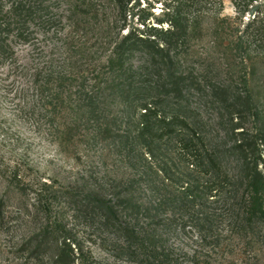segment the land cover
<instances>
[{
	"label": "trees",
	"instance_id": "16d2710c",
	"mask_svg": "<svg viewBox=\"0 0 264 264\" xmlns=\"http://www.w3.org/2000/svg\"><path fill=\"white\" fill-rule=\"evenodd\" d=\"M130 1L6 0L0 18L1 56L12 53L14 38L26 42L33 33L58 32L55 26L61 19L82 16L79 22L97 34L88 47L85 39L74 48L67 47L71 55L79 53L78 65L70 67V57L44 58L32 67L34 82L62 108L64 96H73L70 114L74 119L86 117L96 134L115 132L124 123L112 116L117 109L126 111L127 122L135 126L127 135L114 133L109 143L116 151L135 153L136 162L128 160L129 171L113 178L114 183L101 178L105 193L42 179L28 162L0 166V225L10 215L4 209L8 203L13 212L34 220L36 227L15 251L31 264H101L69 238L62 221L64 207L111 236L108 248L129 264H210L202 250H219L226 232L250 246L264 243V150L260 147L264 146V125L247 133L243 127L236 131L239 123H234L227 133L230 141L209 146L198 123L190 122L182 109L192 92L208 91L223 104L229 120L245 113L258 115L260 110L248 79L238 87L217 80L216 73L208 76L207 71L200 72L206 79L200 83L195 68L180 64L196 32L204 29L202 16L219 15L222 0H163L158 16L139 3L129 5ZM109 3L112 16H107ZM60 4L65 5L59 8ZM235 9L239 17L249 15L237 23L228 41L233 58H238L234 69L239 74L245 71L251 47L264 53V17L252 0H235ZM128 15L136 16L135 23L141 27L127 21ZM151 18L157 25L150 23ZM89 55L91 62L83 61ZM161 150L173 156L151 170L150 162ZM225 156L235 157V173L225 169ZM158 172L164 192L155 185ZM145 191L151 193L146 199L139 195ZM174 216L183 220L176 231L189 227L196 232L193 251L180 247L181 253H175L160 230L169 228ZM223 223L224 232L219 230Z\"/></svg>",
	"mask_w": 264,
	"mask_h": 264
},
{
	"label": "rangeland",
	"instance_id": "374dc122",
	"mask_svg": "<svg viewBox=\"0 0 264 264\" xmlns=\"http://www.w3.org/2000/svg\"><path fill=\"white\" fill-rule=\"evenodd\" d=\"M163 2V0H131L129 5L139 3V7L149 8L153 15L158 16ZM5 4L6 0H0V18L5 11ZM252 4L256 5L257 13L264 17V0H252ZM60 5L59 8L65 4ZM108 5L107 16H112V7L110 3ZM222 5L219 15L207 12L202 16L204 29L196 32L195 39L191 40L190 48L181 57L180 64L195 68L198 73L208 71V76L217 74V80L233 82L238 87L243 79H248L253 98L259 104L260 110L258 115L245 113L244 116L238 115L233 117V120H229L223 104L208 91L207 93L192 92L189 101L182 109L184 114L188 115L190 122L198 123L209 146L222 145L223 142L230 141L227 133L230 134L229 129L234 123H239L236 131L243 127L247 133H253L264 125V53L251 47L247 51L249 56L243 64L245 71L238 74L236 67L234 69L238 58H233L228 41L233 36L237 23L241 20L246 21L249 15L245 13L241 17L238 16L235 0H222ZM135 10L136 8L133 9ZM81 17L79 15L72 16L69 20L61 19V22L55 26L58 32L33 33L26 42L14 38L11 41L12 53L8 56L0 55V166L5 169L11 165H23L24 162H28L42 179L53 178L61 184L82 191L94 190L105 193L106 189L100 186L101 178L105 176L114 183L123 171H129L128 160L136 162L135 153L116 151L109 146L114 133L127 135L131 133L129 130L135 129L134 123H128L126 111L117 109L112 116L117 119L121 117L124 123L118 124L115 132L96 134L93 127L85 121L86 117L74 119L70 114L69 108L73 96H64V108L56 102L52 103V98L40 92L31 74L32 67L37 64L39 66L40 62L48 57L57 59L70 57L68 58L70 67L75 68L78 65L76 58L79 57V53L71 55L67 47L74 48L78 40L84 39L88 47L97 34L89 26H83V23L79 22ZM127 21L135 23L136 16L132 19L128 15ZM150 23L157 25L153 18ZM135 25L141 27L140 24L135 23ZM63 51L68 54L65 56ZM84 60L91 62L90 55ZM198 76L200 83L206 80L201 77V73ZM260 147L264 150V146ZM170 156H173L170 151L157 152L158 161L155 159V162H150L151 170L156 169L157 162L164 161ZM236 165L235 157H224L225 169L230 173H235ZM139 169L148 170L142 166ZM159 178L160 172L155 176L154 181L155 185L161 187ZM2 187V179H0V191ZM165 190L166 186L164 189L161 187L162 192ZM150 194L145 191L139 195L146 199L151 196ZM4 209L9 211L10 215L9 218H4L6 222L0 225V264H31L30 261L26 262L22 255L16 256L15 253L18 252L15 251L23 237L36 227V223L34 224V220L29 216L26 217L25 214L13 212L14 208L10 203L6 204ZM29 212L32 214V210ZM61 212H64L62 221L68 236L79 250L101 264H129L124 257H119L114 249L108 248L112 244L111 236L98 230L96 226L85 224L81 218L73 215L70 208H61ZM172 218L174 219L169 228L163 229V226L162 229L160 228L164 237L177 254L181 253L180 247L193 251L196 245V232L189 227L183 232L176 231L178 223L183 220L177 216ZM226 229L224 223L219 226L222 232ZM225 235V242L219 250H207V252L202 250L203 258L208 259L210 264H227L230 261L233 264H264V243L258 241L254 247L250 246L251 244L247 245L245 239L240 240L234 233L226 232ZM185 264L190 263L186 261Z\"/></svg>",
	"mask_w": 264,
	"mask_h": 264
}]
</instances>
